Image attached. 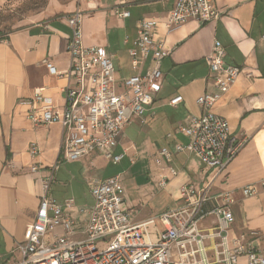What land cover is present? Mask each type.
<instances>
[{
	"label": "crops",
	"instance_id": "obj_1",
	"mask_svg": "<svg viewBox=\"0 0 264 264\" xmlns=\"http://www.w3.org/2000/svg\"><path fill=\"white\" fill-rule=\"evenodd\" d=\"M174 1L122 3L118 0L109 8L99 0L97 9L82 21L83 44L97 46L112 58L117 93L123 89L119 83L133 75L128 50L137 38L139 20L156 21L154 40L162 42L169 52L159 65L160 92L142 117L131 121L123 131L114 151L124 153L118 164L95 153L77 162L64 163L62 169L59 157L62 128L58 125L35 127L26 118L28 106L24 102L36 90L42 89V94L54 106L64 105L67 80L63 76H51L44 63L48 61L59 74L67 71L66 44L70 29L62 17L30 24L0 39V264H13L18 259L14 249L35 219L42 195V177L56 163L58 171L49 197L58 203L72 199L75 206L67 213L79 222L86 217L79 215L78 209L93 205L87 180L117 175L122 179V173L129 176L141 163L147 182L129 185V194L123 186L126 207L135 223L175 209L179 205L180 186L192 183L201 187L211 183L212 194L232 192L234 201L229 206L233 216L232 234L245 230L264 233V44L261 41L264 0H215L220 12L217 20L204 24L190 20L168 31L164 23ZM116 7L128 11L130 17L118 18L113 11ZM214 41L224 48L225 63L245 73L213 111L227 121L234 138L246 136L247 141L217 177L196 156L184 153H172L170 163L158 166L154 159L160 149L172 151L175 144L187 142L182 134L177 133L173 138L167 135L189 117L201 115L195 101L205 91L212 90L205 57L210 54ZM176 96L182 101L170 106L169 101ZM31 144L38 149L35 157L29 154ZM33 165L43 172L32 173ZM167 167L175 169L177 175L161 188L160 177L168 174ZM245 186H253L255 194L242 197L239 189ZM159 229H152L153 238ZM56 232L61 234L59 229ZM238 264H246L245 259L241 258Z\"/></svg>",
	"mask_w": 264,
	"mask_h": 264
},
{
	"label": "built area",
	"instance_id": "obj_2",
	"mask_svg": "<svg viewBox=\"0 0 264 264\" xmlns=\"http://www.w3.org/2000/svg\"><path fill=\"white\" fill-rule=\"evenodd\" d=\"M81 1L86 5L85 10H75L62 17L70 29L66 44L67 71L59 74L48 61L44 62L51 76H63L67 80L64 105L54 106L42 89L36 90L24 102L28 106L26 118L35 127L62 128L61 162L73 163L101 153L106 160L118 164L124 153L114 151L123 131L131 121L142 117L160 92L159 65L169 52L162 42L154 40L156 21L139 20L137 38L128 50L133 75L119 83L123 89L117 93L112 58L101 48L86 46L82 41V21L97 9L99 0ZM114 13L120 19L130 17L128 11L117 7ZM219 16L215 0H175L164 26L170 31L190 20L204 24ZM261 41L264 44V34ZM225 56L221 43L214 41L205 57L212 90L205 91L195 101L201 115L189 117L167 135L173 138L177 133L182 134L187 142L175 144L172 151L160 149L154 159L156 165L170 163L172 153H184L196 156L217 177L245 145L246 136L234 138L227 121L213 111L245 73L237 66L226 64ZM181 101L176 96L169 105ZM29 154L32 157L38 154L36 145H30ZM58 166L56 163L48 168L42 177V195L35 219L26 227L23 241L15 246L18 259L13 264H238L241 258L246 264H264V233L245 230L232 234L233 216L229 209L234 201L232 192L212 194L211 183L201 187L186 183L179 188V205L175 209L135 223L126 207L120 176L90 179L87 186L93 205L78 209V214L86 217L79 222L67 213L75 206L72 199L58 203L49 197ZM30 171L37 173L43 169L33 165ZM167 171V175L160 177L161 188L177 175L172 167H167ZM239 192L246 198L256 191L253 186H245ZM158 227L153 238L151 231ZM58 229L61 234L56 232ZM256 241L258 245L254 244Z\"/></svg>",
	"mask_w": 264,
	"mask_h": 264
},
{
	"label": "rangeland",
	"instance_id": "obj_3",
	"mask_svg": "<svg viewBox=\"0 0 264 264\" xmlns=\"http://www.w3.org/2000/svg\"><path fill=\"white\" fill-rule=\"evenodd\" d=\"M117 1L100 0L101 3L109 6V8H112ZM85 9L86 5L81 0H0V39H4L14 31L27 28L30 24L56 17L61 18L75 10ZM147 163L150 164V160ZM63 164L60 165L62 169H64ZM139 168L140 170H138ZM144 174L141 163L130 172L129 176L122 173L121 181L128 194L129 185L147 182ZM87 191H89V187Z\"/></svg>",
	"mask_w": 264,
	"mask_h": 264
}]
</instances>
